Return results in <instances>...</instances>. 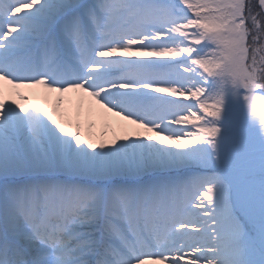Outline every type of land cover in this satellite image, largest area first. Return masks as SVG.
<instances>
[{
    "label": "snow or ice",
    "instance_id": "1",
    "mask_svg": "<svg viewBox=\"0 0 264 264\" xmlns=\"http://www.w3.org/2000/svg\"><path fill=\"white\" fill-rule=\"evenodd\" d=\"M0 264H264V0H0Z\"/></svg>",
    "mask_w": 264,
    "mask_h": 264
},
{
    "label": "bare ground",
    "instance_id": "2",
    "mask_svg": "<svg viewBox=\"0 0 264 264\" xmlns=\"http://www.w3.org/2000/svg\"><path fill=\"white\" fill-rule=\"evenodd\" d=\"M47 102L51 103L50 100H48ZM74 104H75V98H74ZM93 123H94V127H93V131L99 133L104 127H106L108 124L110 123H114V118H109L107 120H101L99 117H93ZM258 119V116H257Z\"/></svg>",
    "mask_w": 264,
    "mask_h": 264
}]
</instances>
